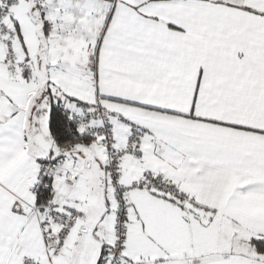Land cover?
Wrapping results in <instances>:
<instances>
[{"label":"snow or ice","instance_id":"snow-or-ice-1","mask_svg":"<svg viewBox=\"0 0 264 264\" xmlns=\"http://www.w3.org/2000/svg\"><path fill=\"white\" fill-rule=\"evenodd\" d=\"M0 264H264V0H0Z\"/></svg>","mask_w":264,"mask_h":264}]
</instances>
